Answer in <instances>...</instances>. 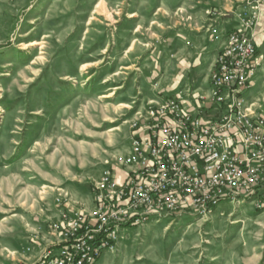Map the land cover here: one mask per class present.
<instances>
[{
	"label": "rangeland",
	"instance_id": "374dc122",
	"mask_svg": "<svg viewBox=\"0 0 264 264\" xmlns=\"http://www.w3.org/2000/svg\"><path fill=\"white\" fill-rule=\"evenodd\" d=\"M253 7L263 71L242 96L264 111V0H0V264H37L71 216L93 212L102 173L125 171L150 101L169 97V33L217 26L221 41ZM124 230L96 264H264L250 199Z\"/></svg>",
	"mask_w": 264,
	"mask_h": 264
},
{
	"label": "built area",
	"instance_id": "2783aa9c",
	"mask_svg": "<svg viewBox=\"0 0 264 264\" xmlns=\"http://www.w3.org/2000/svg\"><path fill=\"white\" fill-rule=\"evenodd\" d=\"M252 9L239 29L222 32L209 78L210 109H186L176 96L150 109L146 135L131 140L121 162L125 178L118 182L115 170L104 171L93 212L71 216L62 226L64 243L37 264H96L125 228L161 213L205 216L236 199L264 208V118L242 96L258 66L257 45L247 34L258 19ZM210 35L220 38L216 28Z\"/></svg>",
	"mask_w": 264,
	"mask_h": 264
},
{
	"label": "crops",
	"instance_id": "0c3cea01",
	"mask_svg": "<svg viewBox=\"0 0 264 264\" xmlns=\"http://www.w3.org/2000/svg\"><path fill=\"white\" fill-rule=\"evenodd\" d=\"M131 19H134L133 13ZM195 25V24H194ZM212 27V25H210ZM218 28L217 26H215ZM201 27L195 25L184 24L179 27L178 30L169 33L164 39L165 42V62L168 64V71L170 78L166 88L158 92V94H165L169 96L166 100H161L158 97L150 101V107L162 106L166 103L167 99L176 96L181 100L182 105L189 110L195 109V107H203L206 110L210 109L209 98V78L213 71L214 61L217 54L224 46V41H214L209 35V29L204 31ZM226 28V27H225ZM240 26L231 28V31L239 29ZM228 31V29H227ZM135 32V30H134ZM257 45L262 40L258 36L253 38ZM135 39L128 43L125 48V52H130L133 45H135ZM157 59L159 57L156 56ZM164 62V63H165ZM258 66L256 67V73L252 79V84H255L258 74L263 71L261 67V59H257ZM161 72L159 71L158 74ZM157 74V76H158ZM154 76L156 74L154 72ZM188 91V94L187 93ZM254 94V93H253ZM249 95L247 102L252 105L251 111L264 118V111L259 108V99H256L258 94L254 96ZM126 104V103H125ZM153 108V107H152ZM261 113V114H260ZM209 116H216L215 112H208ZM126 176L125 171L121 170L117 172L116 179L121 182Z\"/></svg>",
	"mask_w": 264,
	"mask_h": 264
}]
</instances>
